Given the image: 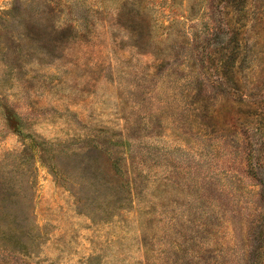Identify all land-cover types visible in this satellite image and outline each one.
Returning <instances> with one entry per match:
<instances>
[{"label": "rangeland", "instance_id": "obj_1", "mask_svg": "<svg viewBox=\"0 0 264 264\" xmlns=\"http://www.w3.org/2000/svg\"><path fill=\"white\" fill-rule=\"evenodd\" d=\"M0 264H264V0H0Z\"/></svg>", "mask_w": 264, "mask_h": 264}]
</instances>
